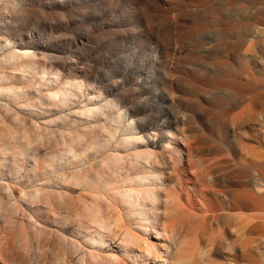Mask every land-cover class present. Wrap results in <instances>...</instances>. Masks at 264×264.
<instances>
[{
  "label": "rangeland",
  "instance_id": "rangeland-1",
  "mask_svg": "<svg viewBox=\"0 0 264 264\" xmlns=\"http://www.w3.org/2000/svg\"><path fill=\"white\" fill-rule=\"evenodd\" d=\"M23 48L40 81L19 60L0 63V88L13 94L0 91V183L14 195L0 198V264L91 262L87 238L109 233L91 220L107 212L92 203L93 181L111 176L82 140L106 154L130 127L165 162L163 142L177 140L186 175L220 202L233 203L231 189L259 194L257 210L226 208L212 221L194 207L204 231L163 219L166 235L150 241L169 264H264V0H0V60ZM67 81L83 87L65 101L57 87Z\"/></svg>",
  "mask_w": 264,
  "mask_h": 264
},
{
  "label": "bare ground",
  "instance_id": "bare-ground-1",
  "mask_svg": "<svg viewBox=\"0 0 264 264\" xmlns=\"http://www.w3.org/2000/svg\"><path fill=\"white\" fill-rule=\"evenodd\" d=\"M19 51L20 52L17 51L16 53L14 52L13 54L7 56L4 55L3 58L1 57L2 59L0 60L1 61L0 63L11 64L12 61L15 62L16 60H19L21 62V65L20 63H17V65L19 64L21 67H18L19 65L16 66L19 69L24 67L25 69L24 71L25 72L28 71V73L30 70H33L34 71L33 78L40 81L39 78L40 75L37 72H35V69L32 68V66L27 61L28 58L27 55L28 52H26L27 50L23 48L20 49ZM22 59L23 61L25 60L27 62L25 61L22 62ZM18 68H15V70ZM58 85L59 87L57 88H59L58 91L60 92L61 95L60 97L64 96L65 101H67V99H70V97L74 95L73 93L74 91L75 92L80 90L82 91L81 88L83 87V85H80L78 83L73 84L69 81L62 82ZM1 89L2 88H0V91H2L1 93H3V96H5V98H9V96L13 95L12 92L11 93L9 92V90L7 91L5 89L4 90ZM47 99L52 100V99H56V97L49 96L47 97ZM104 103L103 105L100 104L101 105L100 107L105 106L103 108L104 109L108 108V110L110 111L111 106L109 107L108 105L111 104L106 103V105H104ZM84 110L87 111L88 109H84ZM92 110L93 109L87 111V113L90 114ZM120 114L118 113V116L116 115L117 117L114 118V120L118 123V125L121 123ZM127 126H129V124ZM131 129L133 128L130 127L128 129L126 134L127 139L125 137V140L121 143L120 146H117L116 144L114 146L112 142L108 141L106 143V147L109 149L106 154L103 153L102 151H101L102 153L100 152L98 143L90 142L88 139L82 140L83 148L85 149V154L86 153L87 155L89 154L91 158H96L95 156H97V159H99V161L97 160L96 162L98 167H101L103 171L108 172V174L111 176V179L105 180L103 182L102 181L98 182L97 179L93 181V184L96 186V188H98L97 191L98 194H94L93 196L91 195L92 203L95 202L99 205L93 203L94 205L102 206V208H107V210H105L107 212L105 214L103 212V215H100L101 211H103V209H101L100 213L93 212V215L90 213V215H92L91 220L93 221L92 223H94L97 229H101V230L104 229L106 231H109V233L105 237L99 234V237H94L95 236L94 235L87 238L85 244L87 245L88 249H84L85 253L82 249V252L83 254H88V257L91 261L88 262V264L89 263L126 264L127 263L126 261L129 259L132 260V258L141 261V264L144 263L150 264V262H152V264H158V263L169 264L170 252L160 249L158 247L159 242L150 241V238L159 240V238L162 235L163 236L166 235V231L169 226L167 227L166 225L162 224L163 219L170 220L172 215L174 217L176 216L177 218L180 217L178 219L179 222L177 220L176 224H174L175 222L170 224V228L172 227L176 231L180 229L182 225L185 223L183 221L190 219L199 222V219L201 220L204 219L203 214L205 215L207 214V212L212 221L216 218V215L219 212L225 211L226 208H228L230 211L244 210L246 212H253L257 210L256 207L258 200L257 195L259 194H257L256 192H251L245 189H239V190L231 189V194L233 198L232 199L233 203H231L225 197H223L225 202H220L218 199L217 189H214L212 185L210 186H212L213 189H208L210 191V194H207L208 190L206 189L210 187H206V186L204 187L201 186L200 184H198L199 186L196 187V185L194 184V182L196 183V181H194V179L192 178H189L188 173L186 175V171L184 170V163H182V153H184V151L183 148L181 147V144L178 143L177 140L171 139L172 137H169L167 142H163L161 150L167 152L168 154V159H166L165 162L163 161V158H160L156 153V151L148 145V143L142 145L141 137L135 136L133 132L134 130L132 131ZM106 130H110L111 136L113 135L112 133L113 128L110 129V127H106ZM92 145H95V148L97 149L96 152L92 153L89 151L91 150ZM185 148H186L187 162L188 164L191 165L190 160L192 162V159L196 155L194 153L197 151L192 148L190 143H186ZM53 168L54 165H48L44 167L42 175L40 176L46 177V175H48L47 171ZM179 171L181 172V174L178 173ZM64 174L66 173H63V175ZM63 175H61V177H63L62 179H64L65 176ZM173 175H175L176 178L175 180L177 182L174 181ZM71 177L72 176H70V178ZM44 179H39L38 181ZM183 179L187 181L185 185L182 182ZM209 179L211 182H215L214 178L210 177ZM52 180L53 179H51V181ZM223 182L228 185L232 184L230 177L227 175L224 177ZM188 184H191V186H188ZM5 185L7 186L6 183H0V198L3 197L2 195H5L6 197L9 198H14L12 189H10L9 186L6 187ZM40 188L38 190H40V192L41 190L43 191L44 187L43 189L42 186ZM38 190L36 192H39ZM43 193L44 192H41V194ZM197 205H201L202 208L205 209V213L203 212V214H201L202 211L199 212V215L201 214L203 218H201V216L199 218L198 215L196 216L195 214L196 212H194L195 211L194 207H196ZM200 208L201 207H199V209ZM112 209H114V211ZM190 210L192 212H190ZM172 213H174L175 215ZM258 214H263V210L259 209ZM205 221L202 220V222L207 224V222ZM200 224L201 223L199 222V227H198L196 223L197 225L196 228L199 229L201 227V229L204 231L205 228L207 227H205V225L203 224H201L200 226ZM208 224L207 226H209ZM190 226L192 227V225ZM132 228L135 229V231ZM114 229H117V231L119 232H117ZM197 229L195 230L197 231ZM64 241H63L64 245H61L63 246L62 248H64L65 245H66L65 248L68 247L67 246L68 244H65L66 242L64 243ZM176 241L177 244L181 243L180 237H177ZM70 242L71 245H69V248L73 246L72 248L74 250V247L77 246V243L74 240ZM60 244L62 243H60L59 241L58 245ZM61 246L58 247L59 250ZM114 248H116L115 249L116 251H114ZM80 250L79 252L81 253ZM83 254H81L80 258L85 256ZM163 255L166 258L162 259ZM81 261L80 263H82Z\"/></svg>",
  "mask_w": 264,
  "mask_h": 264
}]
</instances>
